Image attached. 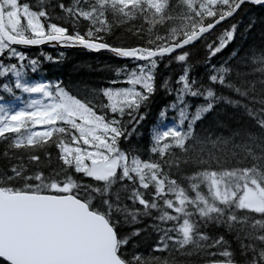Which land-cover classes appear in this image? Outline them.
<instances>
[{
  "label": "snow or ice",
  "instance_id": "1",
  "mask_svg": "<svg viewBox=\"0 0 264 264\" xmlns=\"http://www.w3.org/2000/svg\"><path fill=\"white\" fill-rule=\"evenodd\" d=\"M256 7L0 0V264H264V34L214 62ZM75 48L124 63L33 79Z\"/></svg>",
  "mask_w": 264,
  "mask_h": 264
},
{
  "label": "trees",
  "instance_id": "2",
  "mask_svg": "<svg viewBox=\"0 0 264 264\" xmlns=\"http://www.w3.org/2000/svg\"><path fill=\"white\" fill-rule=\"evenodd\" d=\"M251 18L255 19L254 27L251 31L245 32V26L247 23H249ZM236 19L240 20L241 23L236 30L234 40L230 42L223 50H221V52L214 58V62L228 58L229 54L233 51V49L240 48L241 50H243L244 48H247L249 44H258L260 42L261 36L262 34H264V9L256 7L253 12L244 15L242 18L237 17ZM234 22L235 21L233 20L222 22L220 26L216 29V32H221L228 26V24ZM43 47L45 51H52V49L48 46ZM30 51L35 53L37 51V48L32 47ZM192 51L193 59H199V57L203 54L200 44H197L195 48L192 49ZM53 54L55 53L53 52ZM97 61L101 63H124V61H113L110 55L107 53L97 54L94 52L75 48L67 51L66 59L63 63L59 65L46 64L42 71L33 74V79L60 78L63 79L66 83L74 85L77 81L96 82L103 77H111L112 74L108 72H97L89 70V66H91L92 69L98 67ZM161 69H163V66H161ZM177 70L178 69L176 65H173L171 69V71H173V76H175ZM203 72L204 68L201 66H197L194 69L195 75H200ZM103 86L107 85L105 84ZM165 101L166 96L163 92H158L155 95L152 101L151 109L148 113L146 120L143 122V127L140 129V131H144L146 128H149L153 123L157 122L158 109L163 107ZM199 102V100L192 99L191 103L193 105V108ZM173 116L174 113L168 111V119H164L162 123L166 121H173L171 119ZM197 127H200L199 123L197 124ZM140 143L143 144V141H140Z\"/></svg>",
  "mask_w": 264,
  "mask_h": 264
},
{
  "label": "rangeland",
  "instance_id": "3",
  "mask_svg": "<svg viewBox=\"0 0 264 264\" xmlns=\"http://www.w3.org/2000/svg\"><path fill=\"white\" fill-rule=\"evenodd\" d=\"M170 123H173V121H166V122H163L161 126H164V125H167V124H170Z\"/></svg>",
  "mask_w": 264,
  "mask_h": 264
}]
</instances>
